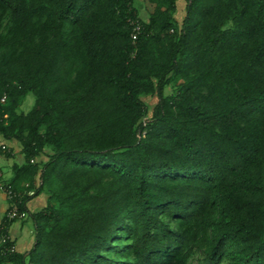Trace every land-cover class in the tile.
Returning <instances> with one entry per match:
<instances>
[{"label": "trees", "instance_id": "trees-1", "mask_svg": "<svg viewBox=\"0 0 264 264\" xmlns=\"http://www.w3.org/2000/svg\"><path fill=\"white\" fill-rule=\"evenodd\" d=\"M2 96L0 264H264V0H0Z\"/></svg>", "mask_w": 264, "mask_h": 264}, {"label": "crops", "instance_id": "crops-1", "mask_svg": "<svg viewBox=\"0 0 264 264\" xmlns=\"http://www.w3.org/2000/svg\"><path fill=\"white\" fill-rule=\"evenodd\" d=\"M183 4V3H182ZM181 5V2L179 3ZM182 6V5H181ZM0 143H7L6 141L0 140ZM14 154L13 157L7 158L6 160H0V173L4 178H9L11 175V165L14 162L21 163L23 158L22 155H18L16 158ZM0 157H5L4 155H0ZM6 158V157H5ZM45 202V196L43 194H39L30 198L26 206L31 211H38L41 209ZM8 200L3 192L0 189V221L4 217L6 209L8 207ZM8 232L11 238L14 240L16 250L20 253H27V251L31 248L33 244V223L30 218H26L22 221H14L8 225ZM3 264H12L10 262H6Z\"/></svg>", "mask_w": 264, "mask_h": 264}, {"label": "built area", "instance_id": "built-area-1", "mask_svg": "<svg viewBox=\"0 0 264 264\" xmlns=\"http://www.w3.org/2000/svg\"><path fill=\"white\" fill-rule=\"evenodd\" d=\"M129 24L131 25V32L130 37L132 42H135L137 39L140 31H141V22L138 20V18H128ZM5 96H2L0 98V101H4ZM6 117V115H4ZM145 124V121L147 120V117L143 119ZM6 151H9L8 145L6 143H0V152L4 153ZM28 186V184H26ZM0 189L3 190L7 200H9L8 208L5 212L4 219L7 220H23L27 218L28 211L26 209L20 210V204H21V198L23 195L32 196L34 194L33 189H28L24 191V193H18L14 192L9 185L2 186L0 185ZM16 251V246L13 241V239L10 237L8 233H1L0 234V253L1 254H7V253H13Z\"/></svg>", "mask_w": 264, "mask_h": 264}, {"label": "rangeland", "instance_id": "rangeland-1", "mask_svg": "<svg viewBox=\"0 0 264 264\" xmlns=\"http://www.w3.org/2000/svg\"><path fill=\"white\" fill-rule=\"evenodd\" d=\"M181 2V5H182V7H183V2L182 1H180ZM179 2V3H180ZM181 5H178V10H177V16H178V18L180 19L181 18V16H182V8H181ZM31 103H32V96L31 95H28L27 96V99H26V101L24 102V104L22 105V108H23V110H27L29 107H30V105H31ZM149 105L151 104V100H149V103H148ZM9 145H13V144H10L9 142H7ZM14 146V145H13ZM18 155H19V153H16V158L18 157ZM7 158H5V157H0V160H6Z\"/></svg>", "mask_w": 264, "mask_h": 264}]
</instances>
